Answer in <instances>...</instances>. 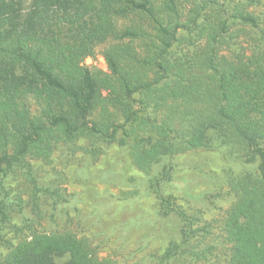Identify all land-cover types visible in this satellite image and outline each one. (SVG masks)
<instances>
[{
	"label": "trees",
	"instance_id": "16d2710c",
	"mask_svg": "<svg viewBox=\"0 0 264 264\" xmlns=\"http://www.w3.org/2000/svg\"><path fill=\"white\" fill-rule=\"evenodd\" d=\"M200 2L0 0V181L28 156L49 161L60 144L87 138L128 150L144 172L179 154L239 146L256 167L233 181L231 264H264V3ZM257 6L260 15L250 11ZM243 31L250 55L221 54ZM100 46L106 73L86 65ZM3 191L1 221L11 197ZM159 198L186 222V245V216L161 190ZM180 250L172 242L161 263ZM5 264L110 263L72 234H44Z\"/></svg>",
	"mask_w": 264,
	"mask_h": 264
},
{
	"label": "rangeland",
	"instance_id": "374dc122",
	"mask_svg": "<svg viewBox=\"0 0 264 264\" xmlns=\"http://www.w3.org/2000/svg\"><path fill=\"white\" fill-rule=\"evenodd\" d=\"M207 1L219 0L200 3ZM250 11L260 15L262 8ZM251 39L243 31L221 54L250 55ZM196 45L193 50L204 43ZM182 47L179 53L187 51ZM104 49L86 60L91 70L108 72ZM255 167L241 147L225 146L179 154L144 172L128 150L89 138L60 144L49 161L28 156L0 181V201L3 188L11 196L6 220L0 215V264L19 244L44 234H72L110 264H162L172 242L181 250L168 264H231L224 222L238 199L232 185ZM160 190L186 216V245V222L165 214Z\"/></svg>",
	"mask_w": 264,
	"mask_h": 264
}]
</instances>
